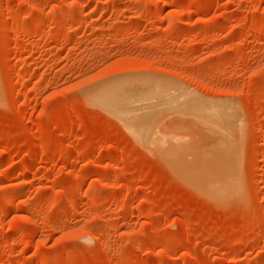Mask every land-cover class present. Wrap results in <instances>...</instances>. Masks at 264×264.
I'll list each match as a JSON object with an SVG mask.
<instances>
[{
  "label": "rangeland",
  "instance_id": "rangeland-1",
  "mask_svg": "<svg viewBox=\"0 0 264 264\" xmlns=\"http://www.w3.org/2000/svg\"><path fill=\"white\" fill-rule=\"evenodd\" d=\"M0 264H264V0H0Z\"/></svg>",
  "mask_w": 264,
  "mask_h": 264
},
{
  "label": "bare ground",
  "instance_id": "bare-ground-1",
  "mask_svg": "<svg viewBox=\"0 0 264 264\" xmlns=\"http://www.w3.org/2000/svg\"><path fill=\"white\" fill-rule=\"evenodd\" d=\"M136 87H138V86H136ZM156 87H157V86H156ZM158 87H159V86H158ZM158 87H157V88H158ZM163 88H164V87H163ZM156 90H157V89H154V91H155L156 94H153V97H154V95H155V96L157 95L156 97H158V95H160L159 92H158V93L156 92ZM120 91H121V90H119V89H115V88H114V89H111L110 86L105 85V87L103 86V88H102L101 86H96V87H94L93 89H91V91H89L90 93H88V94L90 95V99H91L93 102H95V101L98 99V97H99V95H100V93H101V96L105 99V101H107V102L110 104V106H112V107H114V106L117 107V106L120 105V101H121V102L123 101V97L125 96V95L123 94V92L121 91L122 94H123V97H121L122 100H120V98H119L120 96L118 95ZM141 91H143V90H141ZM159 91H160V90H159ZM144 92H146V91H144ZM144 92H142V93H144ZM148 92H150V91H147L146 93H148ZM151 92H153V91H151ZM151 92H150V93H151ZM128 93H129V92H128ZM136 93H138V92H136ZM136 93H135V94L133 93L134 97H132L133 95L131 96L130 93H129V95H130L131 97H130V99H127V100L131 102V99L133 98V99H136L137 102H138L139 99H141V101H142V98H143L144 94H143V96H142L141 98H139V96H136V97H138V98H136V97H135V95H137ZM146 93H145V94H146ZM153 93H154V92H153ZM122 94H121V95H122ZM139 94H140V93H139ZM163 94H164V93H163ZM129 95L127 94V96H129ZM141 95H142V94H141ZM148 95H152V94H148ZM146 96H147V94H146ZM146 96H145V97H146ZM160 96H161V95H160ZM145 97H144L143 99H145ZM156 97H154V98H156ZM127 98H128V97H127ZM146 98L148 99L147 101H149V103H147L148 107H151V106H149V104H150V105H154L153 102H155V101H153L152 103H150L151 100H152V96H150V97L148 96V97H146ZM149 98H150L151 100H150ZM154 98H153V99H154ZM124 99H125V98H124ZM133 99H132V100H133ZM170 99H171V98H170ZM170 99H169V100H170ZM174 99H175V97H174ZM177 99H178V98H177ZM145 100H146V99H145ZM145 100H143V102H145ZM167 100H168V99H167ZM169 100H168V101H169ZM141 101H140V102H141ZM147 101H146V102H147ZM158 101H159V100H158ZM124 102H125V100H124ZM156 102H157V100H156ZM163 102H164V101H163ZM165 102H166V101H165ZM174 102L177 103L176 100H175ZM174 102H173V103H174ZM128 103H129V102H128ZM132 103L135 104V101H133ZM132 103H129V105L132 104ZM157 103H160V101L157 102ZM169 103H170V102H167L166 105H169ZM175 103H174V104H175ZM124 104H126V103H124ZM136 104H137V103H136ZM140 104H141V103H140ZM129 105H127V106H129ZM137 105H139V104H137ZM141 105L144 107L143 103H142ZM155 105L157 106V104H155ZM155 105H154V107H155ZM159 105H160L159 107H161V104H159ZM170 105L173 106V104H170ZM170 105H169V106H170ZM121 106H122V105H121ZM123 106H124V105H123ZM132 106H133V104H132L130 107H132ZM164 106H165V105H164ZM174 106H175V105H174ZM134 107H135V105H134ZM145 107H147V106L145 105ZM162 107H163V105H162ZM128 113H130V115H131V112L128 111ZM128 113H127V111H126V112H125V115H127ZM139 114H140V112H139ZM141 114H143V113L141 112ZM141 114H140V115H141ZM146 115H148V114H146ZM146 115H145V118H147ZM148 116H149V115H148ZM228 133H229V132H228ZM226 144H227V143H226ZM228 144H229V143H228ZM231 145H232V144H231ZM228 146H230V145H228ZM231 147H232V146H231ZM232 150H233V149H232ZM204 152H205V151H204ZM204 152H203V153H204ZM205 153H206V152H205ZM205 155H207V154H204V157H205L204 160H206V156H205ZM174 156H175V155H174ZM202 156H203V155H202ZM168 157H169V156H168ZM204 157H203V158H204ZM234 157H235V156L233 155V153H232L231 151H228L227 154H226V156L224 157V159H222V160H223V161H222V164H219V161H218L217 163L215 162L213 166L219 164L218 166L220 167V165H222V166L224 165L223 168L227 169V171H228V170L231 169L230 167H232V166L234 165ZM170 158H171V153H170V157H169V159H170ZM177 158H178V157H177ZM181 158H183V157H181ZM203 158H201V159H203ZM174 159L177 160L175 157H174ZM178 159H179V158H178ZM201 159H200V161H201ZM171 160H172V159H171ZM171 160H170V162H171ZM207 160H209V159H207ZM213 160H214V159H213ZM213 160H212V161H213ZM178 161H179V160H178ZM209 161L211 162V160H209ZM176 162H177V161H176ZM179 162H180V161H179ZM210 162H208V161L205 162V166H206L207 169L209 168V165H208V164H209ZM172 163H173V162H172ZM174 163H175V161H174ZM197 163H198V162H197ZM202 163H203V162H201L200 165H198L199 167H198L197 169H198V171H199L200 166H202V167H201V168H202L201 170H203V171L200 170L199 172H195V171H197V169L194 167L196 170H195V169L192 170L193 172H191V170H189V171H190V172H189V171H188V169H189V168H188V165H186V166H187V168L185 167V168L187 169V170H185L186 173H185V171H184L185 168L183 167V171H184V172H180L181 176L183 175V176H184V179L187 178L188 181H189V179H190V180H191V179H192V180H195L196 184H197V182H200V183L203 182V183L206 184L207 182L213 180L215 177L212 176L211 178H213V179H207V182H205L206 178H208V177L210 176V172H206L207 170H205V168H204V167H205V166L203 165L204 163H203V164H202ZM206 163H207V164H206ZM220 163H221V162H220ZM178 164H179L180 166H182V164H180V163H178ZM198 164H199V163H198ZM175 165H176V163H175ZM183 165H185V164H183ZM177 166H178V165H177ZM218 166H217V168L219 169ZM196 167H197V166H196ZM175 168H176V167H175ZM179 168H180V167H179ZM213 168H214V167H213ZM221 168H222V167H220V170H221ZM223 168H222V170L224 171ZM220 170H219V171H220ZM231 170H232V169H231ZM231 170H230V171H231ZM208 171H209V170H208ZM213 172H215V170H214ZM225 172H226V170H225ZM220 173H222V172H220ZM220 173L217 174L216 176L221 175ZM227 173H228V176H230V174H229L230 172H226V174H227ZM223 174H225V173H223ZM183 176H182V177H183ZM222 176H223V177H222V179H223V178H224V175H222ZM228 176H226V177H228ZM218 177H219V176H218ZM220 177H221V176H220ZM209 178H210V177H209ZM217 179H219V178H217ZM222 179H221V180H222ZM230 179H231V178H230ZM232 179H233V177H232ZM208 180H209V181H208ZM221 180H219L218 182L216 181V183H219V184H220ZM223 180H224V179H223ZM227 181H231V180H229V178H228ZM227 181H225V182H227ZM189 182H190V181H189ZM192 182H194V181H192ZM213 182L215 183V181H213ZM225 182H224V183L221 182V184H225ZM203 183H202V184H203ZM214 183H213V184H214ZM228 183H229V182H228ZM230 183H231V182H230ZM193 184H194V183H193ZM198 184H199V183H198ZM213 184L210 183V186L213 185ZM219 184H218V186H217V187L219 188V191H215V194H217V193L221 192L222 190H224V189H221V190H220L221 186H220ZM214 185H216V184H214ZM225 185H226V184H225ZM225 185H224V186H225ZM210 186H208V187H209V188H208V189H209L208 191L206 190L207 187H206V188H203V190H206L207 192H209L210 189H211V187H213V186H211V187H210ZM219 186H220V187H219ZM222 186H223V185H222ZM226 186H228V185H226ZM226 186H225V187H226ZM214 187H215V186H214ZM217 187H216V188H217ZM216 188H215V189H216ZM213 190H214V188L212 189V191H213ZM216 190H218V189H216ZM210 192H211V191H210ZM209 194H210V193H209ZM215 194H214V196H215Z\"/></svg>",
  "mask_w": 264,
  "mask_h": 264
}]
</instances>
